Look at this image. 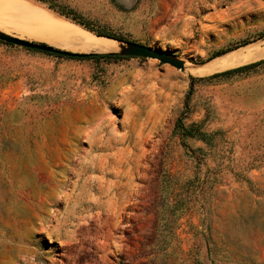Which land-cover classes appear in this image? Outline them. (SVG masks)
I'll return each instance as SVG.
<instances>
[{
	"label": "rangeland",
	"instance_id": "rangeland-1",
	"mask_svg": "<svg viewBox=\"0 0 264 264\" xmlns=\"http://www.w3.org/2000/svg\"><path fill=\"white\" fill-rule=\"evenodd\" d=\"M0 29L184 61L0 39V264H264V63L211 77L264 59V0H0Z\"/></svg>",
	"mask_w": 264,
	"mask_h": 264
},
{
	"label": "water",
	"instance_id": "water-1",
	"mask_svg": "<svg viewBox=\"0 0 264 264\" xmlns=\"http://www.w3.org/2000/svg\"><path fill=\"white\" fill-rule=\"evenodd\" d=\"M99 36H107V35H99ZM107 37H110V36H107ZM0 39L6 42L12 43V44L25 46L27 48L38 49L41 51H46V52L70 56V57H83L86 54H88V53H83V52L69 51V50L58 48L51 44L20 38L8 32H5L1 29H0ZM116 40L120 42L119 50L108 51V52L96 51V52H90V53H110V54H119L122 56H130V57L157 58L159 61L163 63H169L177 68L184 67V61L180 59L177 55L169 51H165L159 48H154L152 46L142 44L136 41H125V40H119V39H116Z\"/></svg>",
	"mask_w": 264,
	"mask_h": 264
},
{
	"label": "bare ground",
	"instance_id": "bare-ground-1",
	"mask_svg": "<svg viewBox=\"0 0 264 264\" xmlns=\"http://www.w3.org/2000/svg\"><path fill=\"white\" fill-rule=\"evenodd\" d=\"M9 1V0H8ZM13 1V0H12ZM16 5V4H15ZM10 6V5H8ZM23 7V6H22ZM27 7V6H26ZM30 8V7H29ZM22 11H25V10H22ZM67 22V21H66ZM57 28V27H56ZM6 30V29H5ZM8 32V31H7ZM106 37V38H104ZM108 38V39H107ZM112 40V41H111ZM117 42L118 46H116V44L114 42ZM92 42V45L96 50L98 51H117L119 50L120 48V42L114 38H111V37H107V36H103V37H100V36H96L95 38H93V40L91 41ZM117 48V49H116ZM116 49V50H115ZM257 49V48H256ZM262 50V49H261ZM245 52V51H244ZM241 53V51H240ZM227 55L229 53H226ZM237 54V53H236ZM234 54V55H236ZM264 54V53H263ZM225 55V54H224ZM223 55V56H224ZM240 55V54H239ZM259 55V54H258ZM231 56V55H230ZM238 56V55H237ZM247 56V54L245 55ZM248 56H251V55H248ZM233 56L229 57V55L227 57H225L224 59L221 60L219 62H214L216 64H213L212 62V65H209V66H205V64L201 65V66H196V67H191L189 68V71L192 73V74H195V75H204V74H207L208 73V68L210 69H217V68H224V67H227V66H230V65H234V64H239V62H243V61H248L247 59H249L248 57H239V58H236V59H231ZM260 57V56H258ZM256 58V57H255ZM252 59V58H250ZM249 59V60H250ZM213 61V60H212ZM210 63V62H209ZM208 63V64H209ZM211 64V63H210Z\"/></svg>",
	"mask_w": 264,
	"mask_h": 264
},
{
	"label": "trees",
	"instance_id": "trees-1",
	"mask_svg": "<svg viewBox=\"0 0 264 264\" xmlns=\"http://www.w3.org/2000/svg\"><path fill=\"white\" fill-rule=\"evenodd\" d=\"M61 14H64V13H61ZM65 16L68 17V14L65 15ZM71 19L73 21L81 24L82 26L88 28V29H91V30L94 29L87 22L83 21L81 18L77 17L75 14H74L73 17H71ZM98 33L101 34V35H108V36H111V37H114V38L120 39V40L123 39L122 37H118L115 34H112L110 32H101V31H98ZM121 57H125V56H122V55H119V54H110V53H88V54H86L83 57H75V58H81V59L82 58H87V59H95V60H100V59L110 60V59H117V58H121ZM261 63H264V59L257 60L255 62H251V63H248V64H244V65H241V66H238V67H235V68H231V69H228V70H225V71H222V72L214 73V74L211 75V77H216V76H219L221 74L231 73V72H234V71L245 70L247 68L260 65ZM185 134L193 135V132H191V130H186V133Z\"/></svg>",
	"mask_w": 264,
	"mask_h": 264
}]
</instances>
